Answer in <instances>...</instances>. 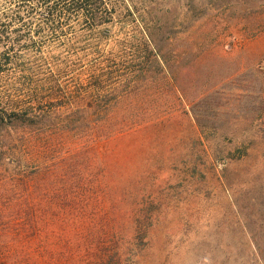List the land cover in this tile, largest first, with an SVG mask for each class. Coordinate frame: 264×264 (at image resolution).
<instances>
[{"label":"rangeland","instance_id":"obj_1","mask_svg":"<svg viewBox=\"0 0 264 264\" xmlns=\"http://www.w3.org/2000/svg\"><path fill=\"white\" fill-rule=\"evenodd\" d=\"M108 2L0 83V264H264V0Z\"/></svg>","mask_w":264,"mask_h":264},{"label":"trees","instance_id":"obj_2","mask_svg":"<svg viewBox=\"0 0 264 264\" xmlns=\"http://www.w3.org/2000/svg\"><path fill=\"white\" fill-rule=\"evenodd\" d=\"M109 7L108 0H0V83L16 82L12 67L24 51L41 53L46 41L61 40L77 26L93 29L109 23L102 15ZM51 79L58 82V76ZM11 98L8 91L0 92V100Z\"/></svg>","mask_w":264,"mask_h":264}]
</instances>
